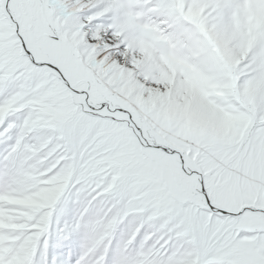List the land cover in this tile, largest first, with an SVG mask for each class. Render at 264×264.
Here are the masks:
<instances>
[{
  "label": "snow or ice",
  "instance_id": "6c2138e0",
  "mask_svg": "<svg viewBox=\"0 0 264 264\" xmlns=\"http://www.w3.org/2000/svg\"><path fill=\"white\" fill-rule=\"evenodd\" d=\"M0 264H264V0H0Z\"/></svg>",
  "mask_w": 264,
  "mask_h": 264
}]
</instances>
